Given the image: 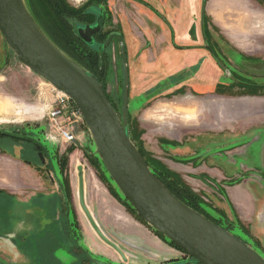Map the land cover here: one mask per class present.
<instances>
[{"label":"rangeland","instance_id":"rangeland-1","mask_svg":"<svg viewBox=\"0 0 264 264\" xmlns=\"http://www.w3.org/2000/svg\"><path fill=\"white\" fill-rule=\"evenodd\" d=\"M65 1L79 9L90 0ZM208 1L98 0L106 11L102 34L119 32L124 38L134 143L153 166L196 196L205 213L239 233L264 257V0H231L226 7L214 8L213 14L208 12ZM26 3L35 14L33 2ZM78 21L71 20L75 29ZM208 45L215 52V62L209 63L206 56V71L200 75L203 59L193 70L179 71L193 49L209 54ZM97 54L100 65L107 63L102 65L108 67L106 91L121 114L124 71L119 41L114 38L104 55L101 49ZM209 64L216 74L214 81L208 75ZM195 73L196 80H191ZM55 100L54 87L19 61L0 33V130L38 138L48 147L55 171L62 177L64 170L70 182L74 217L86 242L95 251L123 262L110 253L113 250L103 243L81 207L79 166L88 209L104 234L120 245L129 263L184 262V252L137 219L96 152L87 125L75 126L81 147L60 136L61 127L51 114ZM26 146V142H17L13 155L0 149V188H4L0 191V264H35L39 257L33 246L18 252L9 240L10 233L33 240L45 215L61 214V194L43 200L36 196L32 202L26 199L30 194L18 192L26 186H34L32 191L41 195L58 192L46 157L34 165L21 159ZM24 149L26 156L38 158L34 150ZM205 166L225 175H203ZM241 188L259 196V216L249 222L260 224L242 220L234 209L226 190ZM49 205L54 207L46 210ZM138 245L147 256L137 251Z\"/></svg>","mask_w":264,"mask_h":264},{"label":"water","instance_id":"water-1","mask_svg":"<svg viewBox=\"0 0 264 264\" xmlns=\"http://www.w3.org/2000/svg\"><path fill=\"white\" fill-rule=\"evenodd\" d=\"M99 31V24L77 27L78 35L89 46L95 45L94 35ZM0 33L23 65L73 99L91 133L96 152L124 198L145 223L186 254L184 262L169 264H264V257L250 244L172 194L151 171L131 140L128 132L130 71L121 33H111L103 44V49H106L116 38L121 47L124 71L121 114L107 97L103 83L50 39L26 0H0ZM1 132L15 134L4 130ZM75 144L81 147L78 141ZM78 171L80 204L91 226L127 262L126 255L104 234L88 209L82 166L78 167ZM56 180L60 185L59 179Z\"/></svg>","mask_w":264,"mask_h":264},{"label":"trees","instance_id":"trees-1","mask_svg":"<svg viewBox=\"0 0 264 264\" xmlns=\"http://www.w3.org/2000/svg\"><path fill=\"white\" fill-rule=\"evenodd\" d=\"M93 1L96 4L93 3ZM28 2H33L32 3L33 10L36 15L32 11L31 12L34 15L35 19L37 20V22L39 23V25L41 26V28L50 37V39L63 52H65L69 57H71L80 66H82L89 74L95 76L101 83H103L105 91H106V77H107L108 67L107 65L106 67L102 66L104 63H106L104 61H102L101 65L99 64L97 53L100 49L103 55L106 53L110 45L106 49H103V44L106 42L107 37L113 32L102 34L103 20L105 19L104 17H105L106 11L105 9H103V6L100 5L98 0H90L88 3H86L83 7L79 9L70 7L65 0H28ZM146 5H149V4H146ZM74 18L79 19V21L76 23V29L73 27V24L71 22V20H73ZM96 24H99V26H101V30L94 37L95 45L89 46L78 35L77 27L84 26V25H96ZM106 94H107V91H106ZM107 97L111 100L116 111L119 113L118 108L116 107L112 99L108 96V94H107ZM128 132H129L131 140L133 141V137L131 135L129 125H128ZM13 133L17 135L3 133V132L0 133V136H2V139L0 140L1 153H5L7 151L11 155H13L14 154L13 150H14V147L17 146V142L19 143V141L20 142L22 141V142H26V144L28 145L23 148H28L29 151L31 152L32 150H34L33 153H36L37 155H39L37 159L36 158L34 159V157L32 156H26L25 155L26 151L24 150V152H22L23 153L22 155L24 157H21V159L24 160L26 164L34 165L35 163L38 162L39 158H42V157L47 158V154L45 153V151L42 152L40 147L38 146L36 142H34V140L18 135L19 132L17 133L13 132ZM138 149L140 153L142 154L143 158L145 159L147 165L151 169V171L154 172L156 177H158L161 180V182L172 192V194H174L182 202H184L185 204H187L194 210L198 211L199 213L204 215L206 218H208L215 224L223 227L224 229L228 230L229 232L233 233L234 235L242 239L247 244L251 245V243H249V241L245 239L244 237H242L239 233H237L236 231H233V229L228 227L226 224H223L221 221H217L211 215L205 213L201 209V206L199 204V201L196 199V196H193L192 193H190L187 188L182 187L181 184L178 182V180L176 179L172 180L165 171L159 170L155 166H153L151 162H149L148 159L146 158L142 149H140L139 147ZM60 162H61V165H63L62 160ZM65 167L66 165L64 166V168ZM49 168L51 169L50 164H49ZM101 176L103 177V175ZM70 192L71 191L68 187H66V190L65 189L62 190V193L67 194V196L70 195ZM126 202H128V200H126ZM128 204L132 208L133 213L137 216V219L141 221L143 224L149 226L138 216L137 212L135 211V209L132 207V205L129 202ZM47 207L51 208V207H54V205L53 206L49 205ZM155 233L160 238L166 239L172 246H174L178 250L184 252L183 250L178 248L173 242L168 240L161 233L157 231H155ZM251 246L257 251V249L253 245ZM196 264H200V263H196Z\"/></svg>","mask_w":264,"mask_h":264},{"label":"flooded vegetation","instance_id":"flooded-vegetation-1","mask_svg":"<svg viewBox=\"0 0 264 264\" xmlns=\"http://www.w3.org/2000/svg\"><path fill=\"white\" fill-rule=\"evenodd\" d=\"M100 30H101V26H100ZM208 48H209L208 50H209L210 60L212 61L214 59V62H215V52L210 48V45H208ZM179 75H182V74L180 73ZM18 135L24 136L21 133H18ZM27 138L32 139L31 137H27ZM35 139H34V142L38 144L41 151L42 152L45 151V153L47 154V161L50 164V167L53 166L54 168L53 160L51 158V153L49 152L48 147L44 143H42L40 139L38 138L36 140ZM24 150L25 149L23 148V151ZM50 170L53 175H54V172L56 173V176L54 175L55 180L56 178H58L60 181V185H59L56 180V183L58 186V192L55 193L54 191L51 195L61 194L62 205L60 208H61V214L64 210V213H63L64 215L60 214L59 216L55 215L53 217L47 216V215H45L44 217L42 216L43 217V218L41 217L42 223L44 224L40 228L38 234L33 240L30 239L29 236L24 237V238H19L17 234L14 235L13 233H10L11 235H13L11 239H9V237H5V240L9 239L15 245V248H17L18 252L20 251L21 247L29 250V246H33L34 249H32V251H34L35 255L39 257L37 258V262L35 264H42V263L44 264L46 262L47 264H132V263H129L128 261L121 262L120 260L111 259L109 256L104 254L105 252H97L93 248H91L90 244L86 242L83 236V233L81 232V229L79 228V224L77 223V218L74 217V211L72 207L73 204H72L71 199L69 198V196H67V194L62 193V190L63 189L66 190V187H68L71 191L70 182L64 176L65 171L64 170H63L64 172L61 171L62 172V177H61L57 173V171H55V169L54 170L52 169V167ZM41 193L42 192L36 193L35 197L37 196L41 200H43V198H46V197L48 198L51 197V195L50 196H47L48 194L41 195ZM47 209L48 207H46V210ZM41 210L42 208L40 207V213H41ZM15 239L16 241L18 240L17 241L18 243L16 242L17 245L16 243H14ZM124 242L130 247L136 246V245L127 243L126 241ZM23 243H26V245L23 246ZM103 243L114 251V252L113 251L110 252L111 254L115 253L122 259V256L115 248H113L112 246H110L104 241ZM140 244L143 246H146L143 243H140ZM118 246L120 247V245ZM139 246L140 245L137 246L138 247L137 251L147 256L148 253L144 249V247L142 249V247L139 248ZM123 253L126 255L124 251ZM126 257L128 258L127 255Z\"/></svg>","mask_w":264,"mask_h":264},{"label":"crops","instance_id":"crops-1","mask_svg":"<svg viewBox=\"0 0 264 264\" xmlns=\"http://www.w3.org/2000/svg\"><path fill=\"white\" fill-rule=\"evenodd\" d=\"M230 1L231 0H213V1L212 0H209L208 1V4H207V5H209L208 12H210V14H213L214 8L223 7V6L226 7L230 3ZM236 1H239L240 3H245L246 2L245 0H236ZM195 7H196V3H194V6H193L194 9L193 10L195 12H197L198 11V8L196 7V9H195ZM148 9L151 12H153V10L151 8H148ZM137 10L140 11L141 9L140 8H137ZM211 11H213V12L211 13ZM141 23L142 22H140V25H142ZM142 27H143V25H142ZM262 32H264V31H262ZM232 38L235 39V40H237V36L234 35V34L232 35ZM199 42H198V44H199ZM206 56L208 57L209 63H211L210 62L211 60H210L209 54H207L205 52H198V51L196 52V50L193 49L192 53L190 54V57L186 61L183 60L182 65H181L182 67L181 66H180L181 68L179 67L180 68L179 71L180 70H183V69H187L188 70L190 68H191L190 70H193L195 68L194 66L197 65L196 62L199 59H203V61L200 63V67L202 66V68H201L202 70L199 68V71L201 70V72H200V75H201V73L203 71H206V68H205L206 61H207V57ZM171 59L172 60L176 59V56H172ZM208 68H209L208 69V72L210 73L208 75L211 76L212 78H210V79H213V81H214V79H215L214 76H216V74H213L214 73V70H213L212 67H210V64L208 65ZM197 73H195V74H193L191 76V80H196L195 79V76H196ZM211 161H210V163H211ZM203 170H205V171H202V172H204L203 175H208V176H224L225 175V174H223L222 170H220V169L214 170L210 166L209 167L208 166H205V169H203ZM218 170H220L221 172H217ZM210 171L212 173H210ZM208 172H209V174H208ZM31 177H33V176H31ZM23 179H25V177H23ZM28 188L31 189V190L28 191ZM1 190H4V188H0V191ZM32 190H35V187L34 186L33 187L26 186V187L20 188L18 190V192H20L21 194H26V193L30 194L28 196V198L26 197V199L27 200H31L32 202H34L35 195L39 191L35 192V191H32ZM230 190H228V191L226 190V193L230 195L229 197L234 202V205H235L234 206V209H236L237 212L240 214V218L242 220L247 219V221L249 222V221L253 220L256 216H259V213H260V211H258V209H259V206H258L259 196L255 195V193L253 191H249L246 188H241L240 191L239 190H233L232 192H230ZM52 193L53 192L46 193V194L51 195ZM55 193H57V192H55ZM243 200H245L247 203H243ZM250 223L252 225H256L257 223L260 224L259 221H257V223H255V222H253V223L252 222H249V224Z\"/></svg>","mask_w":264,"mask_h":264},{"label":"built area","instance_id":"built-area-1","mask_svg":"<svg viewBox=\"0 0 264 264\" xmlns=\"http://www.w3.org/2000/svg\"><path fill=\"white\" fill-rule=\"evenodd\" d=\"M54 91H56V100L52 105L53 120L56 121L57 127H61L60 136L68 143H75L77 139L75 126L80 123L86 124L83 115L70 96L56 88Z\"/></svg>","mask_w":264,"mask_h":264},{"label":"bare ground","instance_id":"bare-ground-1","mask_svg":"<svg viewBox=\"0 0 264 264\" xmlns=\"http://www.w3.org/2000/svg\"><path fill=\"white\" fill-rule=\"evenodd\" d=\"M219 121V120H218ZM220 121H221V119H220ZM216 122V121H215Z\"/></svg>","mask_w":264,"mask_h":264}]
</instances>
